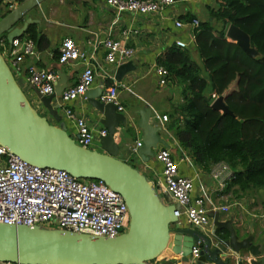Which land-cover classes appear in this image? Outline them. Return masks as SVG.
Here are the masks:
<instances>
[{
    "label": "water",
    "instance_id": "1",
    "mask_svg": "<svg viewBox=\"0 0 264 264\" xmlns=\"http://www.w3.org/2000/svg\"><path fill=\"white\" fill-rule=\"evenodd\" d=\"M45 0H9L11 10L0 12V37L9 44L22 38L32 20L25 18ZM6 5L3 4L5 9ZM225 38L236 43L251 58L259 56L250 45L249 36L234 25H229ZM134 64L127 62L117 67L114 79L120 82ZM67 80L60 74L53 94L38 101L55 122L62 121V106L52 105L55 97L66 89ZM102 116L106 136L100 138L102 152L84 149L61 127L50 124L29 103L14 75L0 54V146L21 161L40 168L66 171L81 180L105 183L124 200L129 216L126 233L116 238L95 237L88 234L44 230L38 227L0 224V262L18 264H148L157 259L171 239L170 250L180 257L179 264H188L194 244H200L199 260L195 264H264L250 260L260 255L259 247L251 245L252 238H241L240 229L232 220L218 222L217 214H210L212 231L179 228L174 205H164L152 184L136 170L117 158L119 146L113 136L120 124H127L112 104L93 102ZM212 110L234 116L224 105L222 97L210 104ZM137 127L141 130V146L135 158L147 163L154 158L158 146L168 148L160 136L161 127L150 123V108L138 111ZM173 226L171 228L170 226Z\"/></svg>",
    "mask_w": 264,
    "mask_h": 264
},
{
    "label": "crops",
    "instance_id": "2",
    "mask_svg": "<svg viewBox=\"0 0 264 264\" xmlns=\"http://www.w3.org/2000/svg\"><path fill=\"white\" fill-rule=\"evenodd\" d=\"M14 6L17 4L14 3ZM215 6V0H175L172 6L161 12L141 16L130 13L117 14L106 5V0H45L27 17L32 22L20 39H25L27 30L33 27L49 45L41 50L35 45V54L21 59L19 63L21 70L15 79L30 105L50 124L61 127L73 138L74 122L64 117L63 110L62 121L55 122L39 103L38 90L25 80L30 70L44 69L54 73L57 79L58 74L62 75L67 80L66 88L75 85L85 63L77 61L60 65L57 61V49L61 41L65 38L72 39L88 56L87 61L94 71V82L83 97L68 102L65 107L71 109L77 117L83 118L91 129L93 140L89 148L102 152L101 137L98 133L102 129L106 130L101 124L103 116L92 104L95 100L99 101L102 86H116L118 102L123 108V112L119 114L127 121L125 126L119 125L117 134L113 136L114 142L119 146L117 158L132 163L149 182L152 181L150 175L160 177L161 166L154 158L142 163L131 152V148L140 142L142 136L141 130L137 127L140 118L138 111L145 107L150 108L149 121L152 125L161 127L160 136L168 144L169 147L165 149L170 151L172 159L178 164L179 174L191 178L194 182L193 196L199 195L200 187H204L215 204L231 205L228 213H215L218 215V222L232 220L233 225L240 229L241 238L251 237L250 244L259 247L260 255L255 259L248 255L247 262L264 261V201L262 203L256 201L258 194L256 190L238 193L234 187L227 186L219 190V193L218 190H214L210 177L214 165L207 171L194 165L191 151L182 148L167 128L170 119L172 120L170 115L184 101L185 88L171 82L169 76L166 85H158V76L154 71L157 59L166 55L178 39L188 43L191 57L197 64L198 57L193 42L189 41L194 31L189 28L177 29L175 22H187L190 16L202 22L210 18L209 9ZM203 13L205 19H202ZM52 28L56 31L53 32ZM106 39L120 41L134 51L133 57L127 62H132L135 68L126 73L120 82L114 79L115 71L120 65L111 66L104 62L105 51L102 43ZM9 49L10 45L4 36L0 40V54L3 58L8 55ZM56 104L61 105V96L53 99L52 105ZM161 116H167V122H162ZM161 149L163 147L158 146L156 151ZM212 223L213 220L210 218L208 226L202 230L210 233ZM185 228L194 229L189 226ZM179 263V256L174 258L162 256L148 264Z\"/></svg>",
    "mask_w": 264,
    "mask_h": 264
},
{
    "label": "built area",
    "instance_id": "3",
    "mask_svg": "<svg viewBox=\"0 0 264 264\" xmlns=\"http://www.w3.org/2000/svg\"><path fill=\"white\" fill-rule=\"evenodd\" d=\"M0 1L2 4L5 3L6 10L15 7L9 0ZM174 3L175 0H106V5L117 14L130 13L141 16L161 12ZM199 25L200 21L197 19L190 22H175L177 29L194 30ZM193 38L194 36H191L189 41L193 42ZM9 45L10 49L4 60L14 77H17L21 70L19 67L21 59L35 54V44L30 39L17 38ZM102 46L105 51L104 62L107 65H121L134 55V51L120 41L106 39ZM174 46L178 49H187L188 43L178 39ZM57 51V61L60 65L77 61L85 63L77 83L61 93V106L64 107L62 108L64 117L74 122L75 143L84 149H90L93 140L91 129L83 118L77 117L71 109L65 107V104L83 97L92 87L93 68L87 61L86 53L82 52L70 38L63 39ZM154 71L158 76V85H166L168 71L158 65ZM25 80L34 86L41 96H49L53 94L57 76L44 69L30 70ZM99 101L102 104H112L118 113L123 112L118 102L116 86H102ZM160 120L165 123L168 118L161 116ZM106 134V130L103 129L98 133L99 137ZM140 146L141 142H137L131 148L132 154ZM154 160L161 166L160 177L155 185L165 196L164 205L176 207L174 215L179 228L189 226L203 231L202 229L209 224L210 214L229 212L231 205L215 204L204 187H200L199 195L193 196V180L179 174L178 164L172 159L168 149L156 151ZM210 177L214 190H218L219 193V190L225 189L234 178V173L226 163L220 162L211 169ZM150 183L153 187V182ZM128 222V210L124 200L102 181L81 180L63 170L29 165L0 146V224L38 227L44 230L112 239L126 233ZM200 250L199 242L192 246L188 264H195L200 259Z\"/></svg>",
    "mask_w": 264,
    "mask_h": 264
},
{
    "label": "trees",
    "instance_id": "4",
    "mask_svg": "<svg viewBox=\"0 0 264 264\" xmlns=\"http://www.w3.org/2000/svg\"><path fill=\"white\" fill-rule=\"evenodd\" d=\"M215 4L209 9L210 18L193 30L201 65L193 61L189 48L175 46L157 59L170 81L182 85L186 93L167 128L182 148L191 151L198 168L207 171L226 163L234 173L228 188L238 193L264 190V0H215ZM229 25L249 36L258 57H249L225 38ZM25 37L39 50L49 45L33 27ZM215 97H222L234 116L212 110Z\"/></svg>",
    "mask_w": 264,
    "mask_h": 264
},
{
    "label": "rangeland",
    "instance_id": "5",
    "mask_svg": "<svg viewBox=\"0 0 264 264\" xmlns=\"http://www.w3.org/2000/svg\"><path fill=\"white\" fill-rule=\"evenodd\" d=\"M0 12H1V14L2 13H4V8H3V4H2V2H0ZM31 15V12H29L27 15H26V17L25 18H27L28 16H30ZM204 13H203V16H202V19H205V17H204ZM52 31L54 32V31H56V29L55 28H52ZM198 57V56H197ZM197 65H201V61H200V59H199V57L197 58ZM118 157V156H117ZM128 165H130V166H132L133 167V165H132V163H127ZM146 178V177H145ZM150 180H152V182H153V189L155 190V192H156V195L158 196V198H159V200L162 202V204H164V202L166 201L165 200V196L158 190V188H157V186L155 185V183L157 182V179H158V177H152V175H150ZM148 178V179H149ZM256 192L258 193L257 194V196H256V201L258 202V203H262L263 201H264V190L263 189H258V190H256ZM171 228H173V226L171 225L170 226ZM172 237H173V234L171 235V239H172ZM171 239H170V242H169V244H168V246H167V249L157 258V259H159L160 257H162V256H164V257H169V258H174V257H177V255L176 254H173L172 252H171V250H170V246H171ZM156 260V259H155ZM155 260H153V261H150V263L151 262H154Z\"/></svg>",
    "mask_w": 264,
    "mask_h": 264
},
{
    "label": "flooded vegetation",
    "instance_id": "6",
    "mask_svg": "<svg viewBox=\"0 0 264 264\" xmlns=\"http://www.w3.org/2000/svg\"><path fill=\"white\" fill-rule=\"evenodd\" d=\"M4 10H6V7H5V9Z\"/></svg>",
    "mask_w": 264,
    "mask_h": 264
}]
</instances>
